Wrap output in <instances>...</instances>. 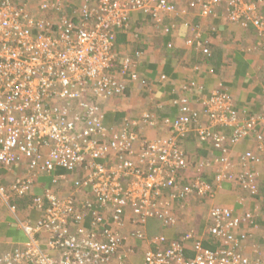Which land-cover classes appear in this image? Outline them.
Instances as JSON below:
<instances>
[{
	"label": "built area",
	"instance_id": "built-area-1",
	"mask_svg": "<svg viewBox=\"0 0 264 264\" xmlns=\"http://www.w3.org/2000/svg\"><path fill=\"white\" fill-rule=\"evenodd\" d=\"M187 3L179 8L172 0H84L69 15L61 0H40L41 11L52 19H39L24 5L0 0V170L26 169L8 189L0 185V203L16 214L11 200L30 198L42 214L36 223L18 222L27 240L0 256V264H264L243 254L248 235L241 226L252 223L255 212L241 219L231 208L213 205L202 234L189 229L177 239L149 234L146 228L155 219L165 232L178 230L183 222L177 210L192 200L212 198L226 183L235 182L259 200L264 134L258 130L264 117H240L232 96L219 88L205 103L204 125L186 99L175 102L181 112L177 118L160 121L162 134L155 139L141 134L159 122L150 114L127 119L119 132L103 125L99 100L122 96L126 86L121 75L127 72L133 81L140 80L132 71L134 60L115 50L118 33L129 29L135 13L148 16L169 35L175 26L164 24L166 18L184 19L190 12L216 18L224 5L221 15L243 30L254 29L252 51L264 52V0ZM200 38L199 30L186 45L209 56ZM196 87L195 82L189 85ZM89 96L97 101L86 102ZM190 133L221 153L214 162L201 160L194 167L214 166L213 183L196 172L186 179L178 176L188 167L183 142ZM252 135L258 151L231 159V148ZM236 166L245 170L235 175ZM57 168L72 177V190L60 194L54 187L34 195L35 177ZM125 229L131 232L125 234ZM135 241L145 247L141 255ZM189 242L192 257H187ZM127 256L143 260L130 262Z\"/></svg>",
	"mask_w": 264,
	"mask_h": 264
},
{
	"label": "crops",
	"instance_id": "crops-1",
	"mask_svg": "<svg viewBox=\"0 0 264 264\" xmlns=\"http://www.w3.org/2000/svg\"><path fill=\"white\" fill-rule=\"evenodd\" d=\"M15 1V0H14ZM17 0L16 2H20ZM69 15L78 12L83 0H61ZM179 8L188 5L189 0H172ZM38 4V0L36 1ZM264 11V5L261 9ZM216 18H202L197 12H190L184 19L168 17L164 24L174 25V32L165 35L160 29L155 28L141 13L132 16L129 29L117 35L115 44L116 53L122 57L134 55L141 51L139 57L135 56V65L132 71L139 76L138 81L126 79L121 75L126 86L125 93L120 97L99 100L105 114L106 126L115 132L126 127V120H135L144 114H150L159 120L151 128L141 129L142 136L155 139L162 134L160 121L170 118L175 119L180 115V109L175 104L180 99H186L190 105L191 113L199 116L200 125L207 124L205 103L216 89L226 90L233 98L235 109L239 116L250 118L253 116L264 117V52H253L257 41L254 29L243 30L236 24L229 23L221 14L223 7L218 8ZM222 18H221V17ZM186 23L189 25L187 28ZM198 27V28H197ZM202 31L206 39V46L210 55L205 57L196 47H189L185 41L195 38L197 31ZM172 42L174 46L167 45ZM196 67L200 69L196 70ZM163 76L165 78H163ZM139 80V81H140ZM197 83L196 88H189L190 83ZM133 129V127H132ZM263 130V131H262ZM258 130L264 134V127ZM230 134V132H228ZM202 147V146H201ZM205 149V148H204ZM216 150H211L209 159L217 155ZM248 151L257 152L255 136L230 151V158L237 160ZM212 166V165H209ZM233 174L243 172L244 168L236 166ZM260 199H253L248 192L235 182L226 183L217 190L212 198L206 200H192L186 210H177L183 224L178 230H161V224L154 222L153 226L158 234L165 233L169 238H179L182 231L190 229L203 233L206 229L205 212L213 205L231 208L236 215L244 219L245 214L255 212V220L251 223L243 221L241 231L247 233L248 238L243 244V254L250 258H260L264 261V162L258 167ZM26 173L24 165L19 169H12L9 175L0 176V184L9 185L14 177ZM203 177L214 182L216 168L214 166L203 171ZM71 176L63 169L57 168L50 175H37L34 179V195H41L48 189H56L60 194H68L72 189ZM59 180L55 186L54 181ZM84 199V197L82 196ZM19 206L16 214L0 203V248L10 250L21 246L27 237L18 222L30 221L36 223L42 214L33 209L30 198L17 199ZM244 202V204H242ZM18 217V219H17ZM131 231L125 229L124 233ZM42 239H46L43 234ZM131 243V242H130ZM137 254L141 255L145 247L135 241ZM209 246V243H205ZM191 255L192 243L187 244ZM130 262L141 263L143 256L135 259L127 256Z\"/></svg>",
	"mask_w": 264,
	"mask_h": 264
},
{
	"label": "trees",
	"instance_id": "trees-1",
	"mask_svg": "<svg viewBox=\"0 0 264 264\" xmlns=\"http://www.w3.org/2000/svg\"><path fill=\"white\" fill-rule=\"evenodd\" d=\"M17 0H15V2H16ZM190 1H194V0H189V2ZM145 16V15H144ZM146 17V19L149 21V22H151V19L148 17V16H145ZM186 27L187 28H192V27H189V25H186ZM198 28V27H197ZM202 31H200V34H201V38H200V41L202 42V43H204L205 45H206V39H204L203 38V35H202ZM188 40H190V39H187L186 41H185V43L188 41ZM257 43V42H256ZM255 43V44H256ZM169 44H172V47L174 46V44L172 43V42H169ZM169 44L167 45L168 47H169ZM172 47H169V48H172ZM140 56L141 55V51L140 50H137L135 53H134V55H130L129 57L130 58H132L133 60H134V58H135V56ZM134 57V58H133ZM205 57H207V56H205ZM124 75H127L126 76V79H129L130 81L132 80V75L130 74V72L128 73H126V74H124ZM139 83H141L142 84V80H140V81H138ZM87 95V94H86ZM97 100L96 99H93L92 97H86V102H89V103H92V104H94V102H96ZM179 108V107H178ZM192 119L194 120V117L192 116ZM104 120H105V114H104ZM103 125H104V127H107L106 126V124H105V122L103 121ZM108 128V127H107ZM196 141V138H195V134L194 133H190L189 135H188V137L186 138V140L184 141L185 143L183 144V147H184V151H185V153L188 155V157H189V163H188V167H186L185 169H182L181 171H179V173H178V176L180 177V178H182V179H186V177L187 176H190V175H193V172H196V173H199V169H195L194 167H195V164L198 162V161H200V159L201 158H203L204 156H206V155H208L210 152H211V150H213L214 148L213 147H211L210 145H208L207 143H202V147H198L195 143ZM205 148V149H204ZM214 150H216V149H214ZM218 153H217V155H215V156H213V159L211 160L212 162H214V159L216 158V157H218V156H220V152L218 151V150H216ZM215 151V152H216ZM19 167H21V166H13L12 167V169H19ZM206 168H208V167H206ZM12 169H10V170H5V169H1L0 170V176H4V175H9V173H10V171L12 170ZM61 169V168H60ZM205 169V168H204ZM204 169H203V171H204ZM64 170V169H63ZM65 172H67L66 170H64ZM203 171H201L200 173H203ZM3 172H4V175H3ZM203 176V175H202ZM216 176V175H215ZM22 177H24V175H17L16 177H14V180L9 184V185H3V184H0V185H2V186H4L5 188H7L8 189V187H10V186H12L18 179H20V178H22ZM204 179V181H206L207 182V180L205 179V178H203ZM17 199L18 198H15V199H13V200H11V202H10V205H12V206H15V208H16V210H17V207L19 206V201H17ZM5 206V205H4ZM5 207H7L8 209H9V207L8 206H5ZM157 220H155V219H150L149 221H148V224H147V230H148V232H149V234H154L155 236L158 234V231H157V229H156V232H154V230H155V228H154V226H153V224H154V222H156ZM157 222H159V221H157ZM183 235V232H181V236ZM171 239H173V238H171ZM205 243H209L208 245L209 246H207V247H209V248H214V245H211V243H210V241H207V242H205ZM190 254H188V250H187V257H192V256H189Z\"/></svg>",
	"mask_w": 264,
	"mask_h": 264
},
{
	"label": "rangeland",
	"instance_id": "rangeland-1",
	"mask_svg": "<svg viewBox=\"0 0 264 264\" xmlns=\"http://www.w3.org/2000/svg\"><path fill=\"white\" fill-rule=\"evenodd\" d=\"M23 1H25V2H27L28 4H29V6H30V9H31V12L33 11L34 12V8L36 7V1L37 0H21V2H23ZM78 106V104L77 103H75L74 105H71V109L72 110H74L75 109V107H77ZM103 111V110H102ZM201 120V119H200ZM200 120H198V123L200 124ZM196 145H197V143H195ZM209 155V154H208ZM208 155H206V156H204L203 158H201L200 160H203L204 162H210L213 158H210L209 159V156ZM257 155H259V153H257ZM260 158H262V161H261V164H263V162H264V156L262 155H260ZM209 165H211V164H209ZM206 167L207 166H205V165H203L201 168H199V174L200 175H202L200 172L201 171H203V169L205 168L206 169ZM209 167H212V166H208V168ZM239 168L241 169V166H239ZM204 169V170H205ZM234 171H235V169H234ZM193 202H191L190 204H192ZM188 208V206H185V210ZM206 215V212H205V214H204V216ZM190 229V228H189ZM10 251V249L9 248H7V249H1L0 248V256H2L3 254L5 255V253H7V252H9Z\"/></svg>",
	"mask_w": 264,
	"mask_h": 264
},
{
	"label": "clouds",
	"instance_id": "clouds-1",
	"mask_svg": "<svg viewBox=\"0 0 264 264\" xmlns=\"http://www.w3.org/2000/svg\"><path fill=\"white\" fill-rule=\"evenodd\" d=\"M13 2H14V4H18V5H24V6H26L27 8H28V10H29V12H30V14L32 15V16H34L35 18H39V19H52V18H49V17H51L49 14H47V13H45V12H43V11H41V9H40V0H38V4H36V7L34 8V12L32 11L31 12V9H30V6H29V4L27 3V2H25V1H23V2H15L14 0H12ZM83 2H84V0H83ZM82 2V3H83ZM173 2V1H172ZM174 3V2H173ZM152 24V23H151ZM189 39V38H188ZM195 138H196V143H197V146L198 147H201L202 146V144L200 143V141H199V139L197 138V136H196V134H195ZM185 142H183V144H184ZM201 161V160H200ZM199 162V161H198ZM197 162V163H198ZM25 167V166H24ZM193 174H195V173H193ZM202 174V173H201ZM203 175V174H202ZM203 177V176H202ZM204 178V177H203ZM209 182V181H208ZM210 183H213V182H210ZM259 191H260V188H259ZM200 201H202V200H200ZM2 204V203H1ZM6 206V205H5Z\"/></svg>",
	"mask_w": 264,
	"mask_h": 264
}]
</instances>
